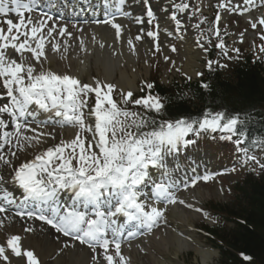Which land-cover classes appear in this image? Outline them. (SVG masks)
I'll list each match as a JSON object with an SVG mask.
<instances>
[{"label": "snow or ice", "instance_id": "obj_1", "mask_svg": "<svg viewBox=\"0 0 264 264\" xmlns=\"http://www.w3.org/2000/svg\"><path fill=\"white\" fill-rule=\"evenodd\" d=\"M42 2L43 0H0V14L15 13L20 17L18 22L12 19L4 21L8 26L6 32L0 27V78H3V87L8 98V102L0 105V114H7L14 128V131H8L9 124L4 118H0V130H3L0 136L4 144L8 145L12 143V138H15L17 146L21 148L25 145L31 146L32 141L39 143L40 136L45 135L44 133L32 137L24 134L25 131H35L31 128L29 118L35 117L38 110L50 114L48 120L42 123L59 118L56 123L77 127L79 131L71 141H61L55 147L48 148L44 154L37 155L34 160L26 161L13 170L14 175L11 179L23 189V199L38 202L40 205L35 211H20L16 215L21 217L27 215L29 218L43 220L57 232L65 236H73L80 243L88 244L93 252L97 247L101 248L104 253L103 259L107 264H114L113 255L107 254L110 246H114L116 255L123 262L125 258L121 255L119 237L124 235L122 231L124 225L131 224L151 231L166 211V207L156 205L176 202L172 191L176 185L167 181L153 180L151 170H161L162 174L167 176V158L178 153L182 148L186 149L196 144V138L202 133L216 131L231 133L241 137L236 140L238 146L244 143L246 134L243 130H238L237 126L240 124L238 116L225 120L223 112L215 114L205 112L203 118L199 120L180 118L157 123L155 120L141 116L140 113L121 108L113 99L112 93L117 87L115 84L96 78H93L92 83H85L76 76L60 74L50 68L41 67L38 71L36 64L41 63V58L47 59L46 37L57 30L56 26H52L45 34L47 21L53 19L47 14H43L46 20H41L38 24H33L30 17L25 19V12L31 13L38 9ZM102 2L106 9L114 10L113 19H106L103 22L115 29L116 38L119 39L123 29L119 23L114 22L115 12L128 15L123 7L126 0H102ZM245 2L251 3L252 0ZM219 7L224 8L226 5L221 3ZM176 8L184 11L189 5L180 3ZM153 15L149 7L147 16L152 18ZM171 19L179 29L180 20L175 14ZM218 21L219 16H217ZM257 24L264 26V16L258 21H251L253 29L257 28ZM65 34L71 36L66 26L60 28L58 32L60 36ZM216 34L219 35L218 29ZM147 35L156 39L159 32L149 31ZM141 38V36L136 37L137 40ZM32 41L36 42L35 46L32 45ZM127 42L134 51L133 41L129 39ZM100 47L103 48L104 44ZM217 47L223 48V42L221 41ZM8 48H12L21 56L25 52L31 53L36 64H25L15 59H8L5 54ZM54 50L59 51L60 46L55 45ZM156 50H160L158 40ZM172 50L175 51L174 46ZM260 50L264 52V46H261ZM212 63L208 61L209 68ZM153 87V84H147L148 89ZM202 87L207 88V84H203ZM89 93L95 94V105L89 111V116L94 117V124L85 122L84 109L87 108ZM120 96L122 102L127 104L133 93L121 91ZM0 99H3V96H0ZM132 103L143 105L155 113H160L164 108L158 96L149 95ZM144 128L149 130L142 131ZM83 131L93 134L91 140L81 136L80 133ZM232 135L222 138L231 139ZM69 149L71 152L65 156ZM239 150L244 153L247 160L254 161L264 169V163H260L255 155H248L247 148ZM12 155L15 156L16 153L12 152ZM0 160L6 165L11 164V161L3 156H0ZM54 160L58 161L55 166H53ZM73 161H76L75 165ZM210 178L203 177L205 181ZM4 179V176L0 175V182ZM149 184L152 185V204L142 198L143 188ZM61 192L71 193L73 200L71 208L65 209L61 205L59 199ZM5 203L8 205L16 203L13 194L7 191L0 196V213L8 211ZM2 223L3 221H0V224ZM27 230L31 231V229ZM135 234V232L128 233L129 236ZM21 239L19 235H12L6 241L7 249H10L11 254L16 257L25 256L27 264H40L32 250L22 249ZM6 247L0 245V260L5 262L9 261ZM244 258L250 259V257Z\"/></svg>", "mask_w": 264, "mask_h": 264}, {"label": "bare ground", "instance_id": "obj_2", "mask_svg": "<svg viewBox=\"0 0 264 264\" xmlns=\"http://www.w3.org/2000/svg\"><path fill=\"white\" fill-rule=\"evenodd\" d=\"M96 30L100 33L101 36H103L105 33L103 32L102 28H97ZM93 53L96 55V58H95V55H92V54L85 57L86 60H85L84 67H81L80 64L76 65L75 69L77 70L78 73L84 75L85 74L84 71L86 67L89 66L91 69L92 61H94L96 64H98L99 67H101L102 75L106 78L113 77L117 72H120V78H119L120 82L130 80L134 77L133 75L132 78L129 79L128 74L126 72V68L120 69L118 65L120 61L117 62L115 59H112L113 57H111V52H107L106 49H95ZM128 83H133V81L130 80ZM171 237L174 240L175 246L172 248H169V253H166L165 260L160 259V261H157V264H176L175 259L171 257L170 253L176 254L181 249H186L189 247V245L185 242H182L181 238L178 237L175 233L172 232ZM47 243L50 249L54 250V248L52 247L53 243L49 240H47ZM158 249L165 251L166 246H158ZM197 250L202 255L203 260H207L205 252L199 248H197ZM44 252L48 253L49 248L44 249ZM135 254H137L136 251L133 253V256ZM52 264H63V263L60 259H56L54 262H52ZM66 264H85V261L83 257H73L70 255V258Z\"/></svg>", "mask_w": 264, "mask_h": 264}, {"label": "trees", "instance_id": "obj_3", "mask_svg": "<svg viewBox=\"0 0 264 264\" xmlns=\"http://www.w3.org/2000/svg\"><path fill=\"white\" fill-rule=\"evenodd\" d=\"M246 90L249 93H254L255 91H258V88H254V90H251L246 87ZM254 218H255L254 229L252 231L247 230V232L244 235V238L242 239L243 240L242 243H244L245 249H247V251L252 253L258 250H264V234L258 233L259 229L264 228V202L259 206V208L257 209V211H255V213H252V219Z\"/></svg>", "mask_w": 264, "mask_h": 264}, {"label": "rangeland", "instance_id": "obj_4", "mask_svg": "<svg viewBox=\"0 0 264 264\" xmlns=\"http://www.w3.org/2000/svg\"><path fill=\"white\" fill-rule=\"evenodd\" d=\"M256 264H259V261Z\"/></svg>", "mask_w": 264, "mask_h": 264}]
</instances>
